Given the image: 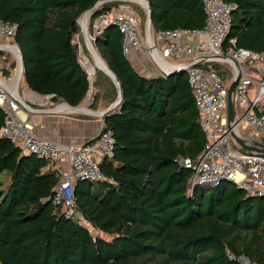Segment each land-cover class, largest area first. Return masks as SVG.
<instances>
[{"label":"trees","instance_id":"trees-1","mask_svg":"<svg viewBox=\"0 0 264 264\" xmlns=\"http://www.w3.org/2000/svg\"><path fill=\"white\" fill-rule=\"evenodd\" d=\"M99 1L86 31L119 87L99 130L112 137L110 156L98 164L112 182L75 180L73 196L82 219L103 235H91L52 203L60 177L51 161L0 136V264H239V256L264 264L262 200L226 179L188 186L190 170L178 159H194L205 136L185 71L142 76L121 53L117 28L93 26L119 0H0V21L15 24L22 83L69 106L81 102L89 82L76 20ZM145 1L152 32L203 25L201 0ZM223 2L231 5L226 38L264 52V0ZM137 11L142 29L145 13ZM1 54L7 68L0 71L8 73L15 62ZM210 66L226 76L222 65ZM90 86L91 110L115 100L116 87L100 69ZM3 120L0 108V126Z\"/></svg>","mask_w":264,"mask_h":264},{"label":"built area","instance_id":"built-area-1","mask_svg":"<svg viewBox=\"0 0 264 264\" xmlns=\"http://www.w3.org/2000/svg\"><path fill=\"white\" fill-rule=\"evenodd\" d=\"M201 4L204 21L198 29H160L151 31L148 38H141L138 17L126 4L119 5L111 19L107 15L99 16L93 26L97 28L103 24H113L121 34L120 47L124 55L148 53L160 69L167 67L165 72L185 71L198 113L199 129L205 136V143L194 159H178L181 165L190 170L188 186L226 179L243 189L246 195L260 198L264 207V157L253 151L246 153L240 150L231 135L244 142L247 140L246 143L251 145L252 140L241 134L244 124L264 144V53L236 47L233 38H226L230 4L223 0H201ZM14 31L15 24L0 21V69L7 68L1 51H6L18 68L19 50L11 41ZM87 38L90 39L89 36ZM183 38L185 40H181ZM211 63L228 69V83L211 68ZM16 70H10L7 75L0 71V108L4 114L0 136L25 152L51 161L60 177L51 195L52 203L62 204L64 216L82 225L85 221L75 204L72 180L104 179L112 182V178L105 177L98 166L102 158L111 154V134L101 131L93 141L78 146L35 135L31 120L18 116V112L30 108L18 93ZM235 78L230 94L233 119L228 121L227 87ZM236 260L239 264H256L243 256Z\"/></svg>","mask_w":264,"mask_h":264},{"label":"crops","instance_id":"crops-1","mask_svg":"<svg viewBox=\"0 0 264 264\" xmlns=\"http://www.w3.org/2000/svg\"><path fill=\"white\" fill-rule=\"evenodd\" d=\"M181 40L185 39L183 38ZM149 58L153 60L154 65L150 62ZM127 59L134 70L145 77H152L158 74L175 71L165 72L164 69L167 67L160 69L158 65L154 63L153 57L148 53H130L127 55ZM85 60L87 59L85 58ZM164 60L170 62L168 59ZM225 69L227 72L226 76L224 75L223 77L220 73L218 74L222 77L223 81L228 83L230 73L227 68ZM7 74L8 73H3V75ZM22 85L24 91L21 98L29 106L30 110L18 112V116L31 120L35 135L42 139L71 146L81 145L97 136L102 126V116H99L95 112L99 113L106 107L98 106L96 110H91L88 107L91 102L90 95H88L90 94L89 91H87L81 102L77 105L80 110L77 109L72 111L66 107L65 102L58 100V98L51 99V95H39L29 90L23 83ZM244 127H246V125ZM247 131L248 132H245L241 129V134L243 133L246 139L260 142L258 137L255 136L248 127ZM246 142L248 141L246 140ZM62 163L65 165L64 159H62ZM72 182L74 183V180H72Z\"/></svg>","mask_w":264,"mask_h":264},{"label":"water","instance_id":"water-1","mask_svg":"<svg viewBox=\"0 0 264 264\" xmlns=\"http://www.w3.org/2000/svg\"><path fill=\"white\" fill-rule=\"evenodd\" d=\"M144 1V12H145V20H144V23H143V30H144V36L146 38H148L149 36V33L151 32V26H150V17H149V7L147 5V2L145 0ZM99 3H101V1L99 2H96L91 9L89 10H86L84 11L83 13H81L78 18L83 15L84 13H88V16L91 12V10L93 8H95ZM137 3V2H136ZM78 18L76 20L77 24H78ZM86 29L83 30L81 29L80 27V32L82 34V37H83V43H84V47L86 49V51L90 54L91 53V50L93 49L90 41L88 40L87 36H86ZM92 48V49H91ZM95 51V50H94ZM96 53V52H95ZM20 65V74H21V69H22V65H21V59H20V56H19V62H18ZM82 64V62H81ZM102 71V70H101ZM87 72V80L89 82V89H90V71L89 70H86ZM110 79L111 81L114 83L115 87H116V90H117V95H116V98L115 100L108 106L106 107L103 111L97 113L95 112L96 114H98L99 116H102L105 112H107L108 110H110L111 108H113L119 101L120 99V93H119V87H118V84L116 82V79L115 77L113 76V74L107 69V72L103 71ZM170 72H167L165 74H169ZM236 82V78L233 79L228 87H227V95H226V117H227V120L228 121H232L233 119V106H232V102H231V98H230V94H231V91L233 90V87H234V84ZM88 89V91H89ZM87 93V92H86ZM66 104V103H65ZM66 107L69 109V110H75V109H78V106H69L66 104ZM232 135V138L234 139V141L239 145L240 147V150H245L246 153L248 152H256L258 153L259 155L263 156L264 157V144L263 143H260V142H256V141H252L251 142V145L245 143L243 140L239 139L238 137H236L234 134H231ZM229 181V180H228ZM217 181H214V182H211V183H207L208 185H213L214 183H216Z\"/></svg>","mask_w":264,"mask_h":264},{"label":"rangeland","instance_id":"rangeland-1","mask_svg":"<svg viewBox=\"0 0 264 264\" xmlns=\"http://www.w3.org/2000/svg\"><path fill=\"white\" fill-rule=\"evenodd\" d=\"M120 1V3L121 4H119V5H123V4H126V5H128L129 7H131V9L133 8V10L136 12V13H138V11H137V9H140V10H143L144 11V6H141L142 4H140V3H136V1L134 2V0L133 1H130V0H119ZM134 6H137L138 8H136V7H134ZM119 7V6H118ZM118 11V8H116V9H113L111 12H109L108 14H106L107 15V17H108V19H111L114 15H115V13ZM114 13V14H113ZM135 13V14H136ZM136 16L138 17V19H139V15L138 14H136ZM104 25V24H103ZM100 26H102V25H100ZM99 26V27H100ZM78 27H79V25H78ZM86 28H87V26H86ZM138 30H139V35L141 36V38H144V30H143V28L141 29V27H140V25H138ZM86 33V36L88 37V34H87V31H85ZM79 34H80V39L82 40V43H83V37H82V34H81V32H80V27H79ZM90 38V37H89ZM75 39H77V37L75 38ZM90 40V39H89ZM84 44V43H83ZM86 50V49H85ZM93 50H94V48H93ZM85 58L87 59V60H85ZM149 60H150V62L153 64V60L151 59V58H149ZM79 61L80 62H82V65L84 66V68H85V70H90L91 72H93L92 70V67L94 68V62H93V58L91 57V55H89V53L86 51V52H82V50H80V52H79ZM154 65V64H153ZM19 67V66H18ZM16 68H17V66H16V63H14V67L13 68H11V70H13V71H15L16 70ZM18 69V68H17ZM95 69V68H94ZM1 70V69H0ZM16 73H17V70H16ZM93 74V73H92ZM92 74H90V81H91V75ZM19 86H18V93H19V95L20 96H22L23 95V89H22V87H23V85H22V80H21V75H20V81H19ZM91 92H92V88H91V86H90V89H89V93L91 94ZM90 94H88V95H90ZM245 125L243 124L242 126H241V129L243 130V131H245V132H248L247 131V127H244ZM82 225L83 226H85L86 228H87V230L89 231V233L91 234V235H103V234H101L100 232H98L97 230H95V229H93L92 227H90L86 222H82Z\"/></svg>","mask_w":264,"mask_h":264},{"label":"bare ground","instance_id":"bare-ground-1","mask_svg":"<svg viewBox=\"0 0 264 264\" xmlns=\"http://www.w3.org/2000/svg\"><path fill=\"white\" fill-rule=\"evenodd\" d=\"M130 1H133V0H130ZM137 2V3H140V4H142L143 6L145 5L144 4V1L143 0H134V2ZM88 21V13H84L83 15H81L80 17H79V19H78V23H79V25H80V27H81V29H83V30H85L86 29V26H87V22ZM92 49V48H91ZM90 55H91V57L93 58V62H94V68L96 69V68H98V69H100V70H102V71H105V72H107V68H106V66H105V63H103V61L99 58V56L95 53V51L92 49L91 50V53H90ZM19 67H18V69H17V73H16V75H15V81L16 82H19L20 81V65H18ZM94 68L92 67V71H94ZM90 71V70H89ZM90 73H92L91 71H90ZM19 86V85H18ZM75 110H77V109H75ZM75 110H73V111H75ZM78 110H80V109H78Z\"/></svg>","mask_w":264,"mask_h":264}]
</instances>
